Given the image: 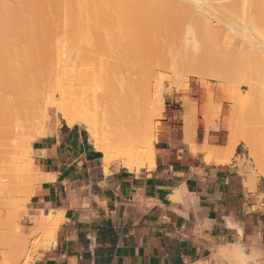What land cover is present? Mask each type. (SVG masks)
<instances>
[{"label":"crops","instance_id":"1","mask_svg":"<svg viewBox=\"0 0 264 264\" xmlns=\"http://www.w3.org/2000/svg\"><path fill=\"white\" fill-rule=\"evenodd\" d=\"M187 95L195 121L186 131L184 95L170 94L155 159L138 169L106 165L80 125L32 142L37 167L52 179L35 186L25 226L49 210L62 221L29 264H194L235 242L264 252V189L247 185L234 158L222 163L202 149L224 147L227 131L221 121L206 126L201 93Z\"/></svg>","mask_w":264,"mask_h":264},{"label":"bare ground","instance_id":"2","mask_svg":"<svg viewBox=\"0 0 264 264\" xmlns=\"http://www.w3.org/2000/svg\"><path fill=\"white\" fill-rule=\"evenodd\" d=\"M147 1H149V0H0V110H1V108L3 110V107L6 103H7V106L10 107L9 104H11V103L9 101L13 102L12 100L15 101V99L18 97L19 98L22 97L21 98L22 100L20 99L22 102H23L24 98H26L24 100V102L26 105H28L29 103H28V100H27L28 98L26 97V95L28 96V94H30L31 92H34V88H35L34 85L37 82H38L37 86L40 85L39 81L41 82L42 80H43L42 83L44 84L45 78L49 77V79H50L52 77V80L54 79L53 80L54 83L57 84V85L56 84L55 85L57 86L59 95L58 96H54V95L50 96L49 97L50 98L49 104H53L56 107V111L60 115V118L64 121L65 125H67V126L82 125L85 127V130L89 134V137L92 141L94 148L103 154L104 163L108 164V163L112 162V163H116L119 165L129 167L131 169H134V168L138 169L143 165L151 163L155 159V152H154L155 138H154V133H153L154 132L153 131V122H152L151 118L149 117L148 107H149L150 102L153 103V102H161L162 101V98H163L162 93L164 91V88H163V82H161V81L159 82L160 78H159V80L157 79L158 76L161 74V73L158 74V72H156L157 73L156 75H158V76L157 77L154 76V78L157 79V80H155L157 82L156 83L154 82L153 85L150 84V80L153 79L152 76H153V74H155L154 70H153L154 73L151 72L152 74H150V75H152L151 77H150V75H148L149 77L148 76L143 77V79H140V83L135 84L136 78H138V76H135V74L137 75V73L140 71V68L142 67V65H141L142 63H140V60L142 61V60L146 59V56L143 55L145 57V59H142V57H141L142 54L140 56H138L137 53H139V52L142 53L143 47H145V45H137V44L141 43L140 41H139L140 43H138L137 38H135L136 39L135 44H133L134 41L132 43H131V41L137 35V33L142 28L145 29V27H147L146 29L149 32L148 33L146 31L148 33L146 36V40L147 39L149 40L150 37H151L150 39H153L154 34L156 32H162V35H164V37H169V39H167L168 42L170 40V37H171V42H172L174 39H176V37L180 38V36H179L180 35L179 33L181 31L180 29H182L183 26L185 27V25L187 27L186 33H187L188 29L192 28L188 31L193 36V31H192L193 27H191V24L193 25V23L190 24V22L188 23V21L185 20V17H189V15H190V17L193 15V17H195V19L197 18V21H199V18H202V16L203 17L205 16L204 18H202L203 23H201V21L199 23L203 25L202 27L204 28V32L206 33L205 34L203 32V35L206 39L207 38L209 40L214 39L211 37H213L212 31H214V28L212 30V27H215V26H213L211 24L212 22L210 23V28H209V26H207V25H209L208 21H210V20L206 19L207 17H206V15H204L205 13L203 14L202 11H205V9H204V7H202L203 6L202 4L200 7L203 10L200 7L198 9V10H202L200 12L199 11L196 12V9H191V6H193V7L195 6V5H193L194 4L193 0H190L191 2L193 1L192 4L188 3L189 0L188 1H186V0H174V1L173 0H167V1L162 0L163 2H159L160 0L159 1L158 0L157 1L156 0H154V1L150 0L149 2H151V3H149V2L147 3ZM169 1H171V2H169ZM177 1H179V2H177ZM210 1H208V2H210ZM218 1H221V0H218ZM232 1H234V0H232ZM236 1H234V2H236ZM254 1L256 4H258V2L260 3V0H258V1L254 0ZM183 2L184 3L186 2L185 3L186 5L190 4L189 8L192 10L191 14L190 13L188 14L185 10H182L185 8L184 6H183V8H180L182 5H185V4H183ZM195 2H198V1L195 0ZM205 2H207V0H205ZM234 2L233 3L229 2L230 5L232 3L233 6H229L228 3L227 4L225 3V4L227 6H229L230 8H232V10L234 8H236L238 10L239 9L238 7H240L239 6L240 3L238 5V3H237L238 1L236 2L237 3L236 5H238V7H237V6H234ZM252 2H253V0H252ZM163 3H165V5L166 4L167 5L166 6L163 5ZM179 3H181V4H179ZM242 3H243L242 7L244 8L245 6H243V5H244V3H246L245 0ZM255 3H254V5H256ZM157 4H158V6H154ZM168 4H169V6L171 5V7H173L172 9H175V10H176L177 5H178L177 12L178 11H180V13L182 12L183 17L186 14L185 17L182 18L181 15L179 13H178L179 14L178 15L176 12V15H177V16L175 15V19L177 20L176 21L173 17L174 15L171 12L169 13V10L172 11V9H170ZM261 4L264 5L263 2ZM151 5L156 8V9L153 8V10L155 9V11L157 10V8L159 6H160V9L163 8L162 9L163 11H164V8L166 7L165 11H164L166 13H163V11L161 10L163 14H161V11H160V14L162 16L161 15L159 16V14L157 15L159 17V19H161V20L157 21V19H156L157 13H155L156 18L154 16V14L153 15L151 14V16H154V17H152L153 19H151V16L150 17L146 16L148 14V12L149 13L154 12L151 9L152 8ZM250 5H252V3ZM250 5H248V6H250ZM254 5H253V7H254ZM174 6H176V7H174ZM186 7H188V6H186ZM229 7H228V9L230 10ZM242 7H241V10H242ZM247 8H249V7H247ZM255 8L257 9V8H259V6L257 5ZM262 8H264V7H262ZM166 9H169V10H167L168 12L166 11ZM225 9H226V7H225ZM244 9H246V8H244ZM253 9L254 8H252V10ZM247 10L248 9L242 10V11L243 12L245 11V13H246ZM252 10L249 9V11H252ZM183 11H185V13ZM145 12H147V14L145 15V18H144L145 21L143 22V17H144ZM189 12H190V10H189ZM233 12H234V10H233ZM192 13H195V15ZM197 13H198V15H197ZM245 13H243L244 17L248 15ZM253 13L255 14V12H253ZM256 13H257V11H256ZM262 13H260L261 16L259 15L261 18V19H259V20H261L260 22H262V21L264 22V20H262V19H264V17H263L264 12H262ZM137 14H139V15L143 14V16L139 20L140 22L145 23L146 21L149 22L150 20H152L151 21L152 23H149V24L145 23L142 26L138 21H135V17H137ZM240 14H242V13H240ZM249 14L251 15V13H249ZM163 15H165V16H163ZM168 15H169V17H168ZM253 15H252V17H253ZM257 15H256V18H258ZM146 18H148V20H146ZM162 18L164 20H162ZM189 18H187V19H189ZM249 19H250V17H249ZM252 19H253V22H255L254 18H252ZM153 21L154 22L156 21V22L154 23ZM204 21H205V25H204ZM137 22L139 25L137 24ZM165 22L168 24L167 29L169 27V31H167L169 33L168 34L169 36L165 33L166 29L163 30L164 26H166ZM175 22H177V24H175ZM257 22H258V20H257ZM162 23L165 25L163 26ZM226 23H224V24H226ZM152 24H156V28H157L156 30H158V31L153 29L155 33L150 32V31H153L152 27H155V25H152ZM159 24H161L163 26V28H162V26L160 27ZM170 24H172V25H170ZM230 24H231V22H230ZM233 24L231 25L232 27H233ZM144 25H145V27H144ZM188 25L190 26V28ZM262 25H263V23H262ZM148 26H152V27L149 28ZM158 27L160 28V30L158 29ZM175 27H177V29H175ZM205 27L207 30L205 29ZM236 28L237 27L235 26L234 30H236V31H234V32H237V34H238V31L241 28L238 31ZM260 28H262V27H260ZM171 29L175 30V31L179 30L178 32H175L177 34V36H175V34L173 35L174 32ZM209 30H212V31L210 32ZM220 30L221 29H219V30L215 29L214 35H216V34L221 35L220 32H218ZM223 30H225V28H223ZM262 30L264 31L263 28H262ZM170 31H172V32H170ZM243 31L244 30L240 31L241 33H239V34L243 35L244 36L243 38H245V36H248L249 34H247L246 30H245L246 32H243ZM146 32H145V35H146ZM221 32H223V31L221 30ZM150 33H152L153 36ZM209 34L211 35L210 37H209ZM228 34H229V32H228ZM148 35H150L149 38H148ZM205 35L206 36L208 35V37H206ZM154 39H156V38L154 37ZM154 39H153V41H154ZM247 39L249 40V37H246V40ZM193 41H194V44H193L194 50H197L198 48H201V49L204 48L205 50H207V48L209 49V48L213 47L211 45H209L210 47H208L207 45H200L201 46L200 47L196 40H193ZM150 42H152V41H149V43ZM155 42L156 41H154L153 44ZM165 42H167V41L165 40ZM165 42H163V43H165ZM130 43H131V45H129ZM160 43H161V45H160ZM160 43H158V45H156V43H155V45H153V44L147 45V49L149 51L150 50H154V51L159 50V53L162 51L165 54V51H167V47L169 45L168 46L162 45L163 43L162 42H160ZM179 46H181V49L183 48V49L189 51L187 49L189 46L187 47V45H186L185 48L182 47L183 45H179ZM169 47H171V48L173 47V49H172L173 52L176 49L175 48L176 46H174V45H172V46L170 45ZM260 47H261V45H260ZM190 48H191V46H190ZM251 48H252V46H251ZM98 49H99V51H98ZM108 49L110 51V54H109V52L105 53V51H108ZM164 49H165V51H164ZM250 49H248V50H250ZM148 50H146V51H148ZM251 50L253 52V53H250L251 57L255 53H256L255 54L256 56L254 55L253 56L254 58L258 56L257 59L261 60L262 57H264V56H261L262 55L261 51L259 53L258 50H253V49H251ZM103 51H104V53H102ZM168 51H170L168 54L172 53L170 49ZM162 52H161V54H163ZM176 52H177V49H176ZM176 52H174V53H176ZM90 53H92L91 54L92 57H91ZM93 53L96 55H99V53H100V55H103L102 57H104V58L106 56H109L108 58L106 57L107 59L99 57L100 55L98 56L99 59L102 60V62L103 61L105 62V68L109 69V70L105 69V71H102V73H104L103 76L104 77L106 76L105 78H108V76L111 75L108 72L112 73V70L114 72H116L117 70L123 68L122 72H123L124 76L122 77L121 81L118 83L117 88H113L109 82L105 81V83H103L105 85L101 86V88L102 87L103 88L100 90V92L95 91L96 89L92 86L93 83H95L94 77L92 76L93 74L91 75V77H93V79L91 77L87 78V74L89 72H91V70L88 68L90 70L89 71L86 67V66H88L87 65V62L89 61L88 58L90 59V61L92 58L93 59L95 58V60H99L96 58L97 56H95ZM151 53H153V52H151ZM104 54H105V56H104ZM263 54H264V52H263ZM148 56H149V54H148ZM151 56H152V54H151ZM158 56H161V55H157V58H158ZM166 56L167 55H165L164 57L163 56H161V57L166 61V58H165ZM172 56H173V58L175 57L174 55H171L170 57L168 56V58H167V59H170L171 62H172V60H171ZM250 56H248L247 58H250ZM155 57H156V55H155ZM253 57L251 58V60L250 59L249 60L255 61L256 58L253 60ZM109 59H110V61L111 60L112 61L110 62ZM150 59H152V57ZM257 59L254 63L255 65L257 64ZM105 60L107 61V64H106ZM177 61H178V58L177 59L175 58L173 61V65L169 64V65H172L174 67V71L172 74L174 76V79H175V76L177 77V75H178V74L175 75V73H178L177 72L178 71L177 66H176ZM92 62H94V61H92ZM166 63H169V61ZM261 63H262L261 66H263V68H261L262 69L261 71H262V73H264L263 72L264 62L261 60ZM143 64H144V62H143ZM93 65H95V63H93ZM93 65H92V67H93ZM106 65H107V67H106ZM108 65H109V67H108ZM103 66H104V64H103ZM110 67H111V70H110ZM100 68H101V66H100ZM92 69H95V68H92ZM167 69H169V68L167 67ZM95 70H97V69H95ZM106 71H107L108 75L106 74ZM259 72H260V69L258 70V73ZM97 73H98V71H97ZM38 74H39V76H38ZM94 74H96V73H94ZM41 75L43 78L42 80H40ZM43 75L45 77H43ZM161 75H163V77H164V74H161ZM37 76H38V78H37ZM104 77L102 78V76H101V79L107 80ZM166 77L168 78V75H166ZM257 77L263 78L264 75L263 74L260 76L258 75ZM32 78H35V80ZM63 78H65V79L68 78L67 80H69V82H71V84L68 83V81L66 80L69 85L65 87L63 84H61L63 82L62 81ZM95 78L98 79V76L97 77L95 76ZM34 81L36 83H34ZM89 81L90 82L93 81L92 85ZM250 83H251V88L254 86L253 87L254 92H255V90H259V89L261 90V88H259V87L256 89L255 84L253 85L252 82H250ZM258 83H260V82H258ZM97 86H98V84H97ZM256 86H257V84H256ZM38 87H37V89H38ZM254 88H255V90H254ZM251 90L249 91L250 94L248 93L250 96L252 94L253 95L256 94L254 92L251 94V92H252ZM236 94L240 95V93H236ZM239 95H236V96L238 97ZM23 96H24V98H23ZM246 97H249V96H246ZM32 98L37 99V97H35L34 94L29 97V99H31V101H32ZM240 98L241 97H239L238 99H240ZM251 98H253V97H251ZM230 99H232V98H230ZM241 99H243V98H241ZM249 99H247L246 101H248ZM20 100H17V101H20ZM250 100H252V99H250ZM239 101H242V100H239ZM22 102H21V104H22ZM15 103H16V101H15ZM15 103H13V104L15 105ZM34 103H35V101L31 102L32 106H34ZM238 103H241V102H238ZM243 103H245V102L243 101ZM38 104L40 105V108H41L40 111H43L44 107L42 108V106H44V103H41V104L37 103V106H38ZM14 105H11V106L14 107ZM219 105L221 107V104H219ZM37 106H35L36 109L35 108L34 109H35V111L39 112V110H37ZM238 106H239V104H237L236 107H238ZM16 107H19V105L17 106V103H16ZM26 107L24 109L25 113L23 111L24 114H26V110H28L30 108V106H29V108L27 107L28 109ZM14 109H15V107L13 108V110ZM34 109L32 110L33 113H37V112H34ZM6 110H7V112L12 113L9 111V108H6ZM19 110H21V109H19ZM14 111L18 112V108H16ZM41 113H43V112H41ZM40 114H39V116H41ZM2 115H4V114H2ZM7 115H9V114H7ZM10 115H12V114H10ZM31 115H32V113H31ZM35 115H37V114H35ZM42 115H44L42 120H41V117L40 118L37 117V118L30 119L28 121L26 120L27 122L21 123V124L18 123V121H21L18 119V118L21 119L20 114L18 115V118H17L18 120L15 119L14 122L12 120H11L12 122L8 121V120H4V117L3 116H2L3 118L1 117L3 120L2 119H1L2 121L0 120V131H5V130L7 132L11 131L12 133L14 132L15 133L14 136H16V139H14V141L12 142L13 147L10 146V148L14 149V150L11 149V151H14L15 153L14 152H10V153H14V155L16 154L15 156L22 157V159H23L22 162L25 166L27 165V157H26V155H24V153H27V150H28V148L26 149L25 145H27V144H25V143H27L26 141H27L28 137L30 136V134L32 136L33 132L36 133L35 131H37L36 137H37V139H40V138H44V137L50 135L52 132L51 129L47 128L44 125V120L47 116L46 111ZM12 117L10 116V119ZM28 118H30V116ZM186 120H188V119H186ZM15 122H17V123H15ZM186 128L188 131L189 130L188 124L185 127V129ZM231 128H230V130H232V131H230L231 132L230 135H234V138L237 139V137H235L237 135V130L235 131V134H233V132L236 128H232V129ZM7 132H5V133H7ZM26 133H27L28 137H27ZM0 134H1V132H0ZM190 134H192V133H190ZM5 135H7V134H5ZM3 136H4V134H3ZM14 136H12V137H14ZM229 137H231V136H229ZM229 140L230 141H228L227 144L222 148H219V147L212 148V147L205 146L202 149L206 150L209 153V155H212L215 159H217V161L225 163V162L230 160L232 154L236 150L237 144L239 143L238 141H235L234 139H232L234 141H232L231 139H229ZM187 141L190 142L191 138L189 137ZM0 144H2V142ZM1 146H3V144ZM7 147H9V146H7ZM4 148H5V145L3 148L1 147V150H0L1 153L3 151H9L10 150V148L7 150L6 149L4 150ZM255 150L256 149L253 148V146L250 147L251 152L254 153ZM3 153H6V152H3ZM7 155H10V154L6 153V156ZM254 155H256V154H254ZM256 160L260 162L259 159L256 158ZM17 175H18V172L16 173L15 176H17ZM33 179H34V182L41 183L44 180L46 181V180L52 179V176L45 174L44 172H41V171H36L33 175ZM249 181H251V179H249ZM253 181H251V183H253ZM9 184H13V183H9ZM17 185H15L14 187H16ZM247 185L250 188H253L255 186V185L252 186L248 182H247ZM11 186H13V185H11ZM9 187H10V185L7 186V188H9ZM4 188L5 187H3V189ZM7 188H5V190H7ZM19 189H17L16 191H18ZM2 190H1V193H2ZM14 191L12 193H14ZM5 193H6V191L4 192V194ZM19 194H22V192L20 193V190H19ZM30 206H31V204L27 205L24 208V213H29L31 211L32 208ZM55 212H56V214L53 213L52 210L51 211L49 210V212H47V213L42 212L40 215H36L34 217V219L32 220L35 225H49L52 227L51 233L48 230V232L50 234L48 235V237L44 241V244L47 243V245L51 240H53V238L56 234V230L58 229V225L62 221V219L60 221L61 213L59 211H55ZM14 215L15 214L13 213V216H12L13 218H14ZM25 215H28V214H25ZM16 217H17V215H16ZM22 217H19V220H22ZM54 240H55V238H54ZM18 241H20V240H18ZM23 252H24V249L22 248L16 252L9 253V255L7 257L5 256L6 258H4V260L2 259L3 261L1 264H17V262L15 261V257L21 255ZM219 253L222 254L224 257L229 258L231 260H234L240 264L241 263L242 264H248V263L250 264L251 259L256 257L259 254V251L256 248H252V250L246 251L245 246L241 242H235V243H231V244L226 245V246H222L219 250ZM6 254L7 253H5V255ZM18 263H19V261H18Z\"/></svg>","mask_w":264,"mask_h":264},{"label":"rangeland","instance_id":"3","mask_svg":"<svg viewBox=\"0 0 264 264\" xmlns=\"http://www.w3.org/2000/svg\"><path fill=\"white\" fill-rule=\"evenodd\" d=\"M149 1H147V3ZM186 1H188V0H186ZM189 1H188V3H191V4L194 1L193 5H195V6L194 7L191 6V9H196V12L202 11L203 9L200 6H201V4L203 5L202 7H204L206 12L205 11H202V12H203V14L205 13L204 15H206V17H207L206 19L210 20V21H208L209 25H207V26H209V28H210V23L212 22L211 24L213 26H215V27L211 26L212 30H213V28H214V31H215V29H218V30L221 29L223 32H221V30L218 31V32H220L221 35L216 34L217 35L216 36V35H214L215 34L214 31L209 30L210 32L211 31L213 32L212 33L213 37H211V38H214V39H211V40H209L208 38L206 39L203 35V32H204V28L202 27L203 25L199 23L200 21H201V23H203L202 18H204L205 16L203 17L201 15L202 18H199L197 16L199 18V21H197V18L195 19V17H193V15L191 17L189 15V17H190L189 18V17H185V15H186L185 14L184 15L185 20H187L188 23L190 22V24L193 23V25L191 24V27H193V30H192L193 36L188 31L192 28H190V26L188 25L190 29H188L187 33H186L187 27L185 25V27L183 26L182 29L179 28L182 31V32L180 31V33H179L180 38L176 37V39H174L175 38L174 37L173 38L174 40L172 39L173 41L171 42V37H170V40L168 42L167 39H169V37H164V35H162V32H156V33L154 32V30L157 29L156 24H152V25H155V27L148 26L149 28L152 27V30L154 29L153 31H150V30L149 31L152 33H155L154 37L156 39H154V37H153V39H154V41H156L155 42L156 45H158V43H160V42L163 43L166 40L167 42L163 43L162 45H167V46L168 45L169 46L174 45V46H176L175 48L177 49V52H176V49L174 50V52H176L177 54L173 52V50H172L173 47L171 48L169 46H168L169 48L167 47V51H165V49H164L165 54L162 51L161 52L163 54H161V52L159 53V50L158 51L157 50L156 51H154V50L149 51L147 49V45H152L154 41H153V39H150L151 37L149 38L150 35H148L149 40L148 39L146 40V36L149 32L146 29L147 27H145V25H144V27L146 30L142 28L143 30L141 29L131 41V43L134 41L133 44H135V42H136L135 38H137L138 43H140V42L141 43L140 44L136 43V44L137 45H145V47H146V48L143 47V52L144 53L146 52L145 53L146 55L143 52L137 53L138 56H140L142 54V56H141L142 59H145L144 56H146V59L142 60V61L140 60L141 58L139 59L140 63H142L141 64L142 67L140 68V71L137 73V75L135 74V76H138V78H136L135 84L140 83V79H143V77H147L148 75L152 74L151 72L154 73V71H155V74H153V76L150 75V77L152 76V78H153L150 80V84L153 85L154 82L155 83L157 82L155 80H157V79L159 80V78H160L159 82L160 81L163 82L164 91L162 93V97H163L162 101L161 102H153V103L150 102L149 107H148V114H149V117L151 118V120L153 122V131H155V133L158 131V126L160 125L159 121L163 117V112L165 109L167 97L174 92L182 93L184 95L182 98V107L185 109V111L183 113V120L185 123V127L187 126V124L189 126L193 121H195L196 115H197L196 100L190 99L187 95V93L192 88H194L195 92L201 93V95L205 99V107L203 110L202 117L205 118V120H206V126H211L212 128H217L218 122L221 121V123L223 124V126L225 127V129L227 131V136L225 137V145L227 144L228 141H230L229 139H231V140L234 139L235 141L239 142L236 146V150L232 154L229 161H231L232 158H234L236 160L237 165L240 168V171L246 176L247 182L250 183L252 186L255 185L252 189H255L256 186H260L262 189H264V172H263L264 171V83H263L264 77L263 78L257 77L258 75L259 76L262 74L264 75V73H262V71H261L262 70L261 68H263V66H261V64H262L261 60L264 62V57H262L261 60L257 59L258 56L255 57L257 59V64L255 65L254 63H255L256 59L253 57L256 54L255 53L252 56L253 60L255 59V61H250L252 58L250 56L251 55L250 53H253L251 49L258 50L259 53L261 51V54H262L261 56H264V54H263V52H264L263 51L264 50V34H263L264 31L262 30V28L264 29V22L263 21L260 22L261 20H259V19H261L260 13L264 12L263 11L264 8H262V7H264V5L261 4L262 2L264 4V0H260V3L258 2V4H256L254 0H253V2H252V0H248V1L245 0L246 3H244L243 6H245L244 8L248 9L246 13H245V11L244 12L242 11V10H246L242 7V4H243L242 2H244V0H237L238 2L236 0H234L238 3V5L240 3V5H239L240 7H238V5H236L237 3L232 1V0H228V1L227 0H224V1L223 0H221V1L211 0L212 2L210 0H207V2L210 1L211 3L210 2L207 3V2H205V0H197L198 2H195V0H193L192 2L191 1L189 2ZM256 1H258V0H256ZM159 2H163V1L160 0ZM169 2H171V1H169ZM177 2H179V1H177ZM229 2H232V3L234 2V6H237L239 8L237 10L236 8L233 7L234 12L237 10L235 13L233 12L232 8L229 7V6H233L232 3L230 5ZM250 2L252 3V5H250L251 4ZM149 3H151V2H149ZM165 3H163V5H165ZM181 3H179V4H181ZM185 3L183 2V4H185ZM225 3L226 4L228 3L229 6H227ZM254 3L256 5H254ZM247 4L250 5L251 7L248 6ZM185 5H182L180 8H183V6H184L185 8L182 10H185L188 14L189 13L191 14L192 10L189 8L190 4L186 5L188 7H186ZM253 5H254V7H253ZM257 5L259 6V8L256 9L255 7ZM154 6H158V4L154 5ZM168 6H169V4H168ZM169 7H170V9L173 8V7H171V5ZM174 7H176V6H174ZM199 7L202 10H198ZM225 7H226V9H225ZM228 7L230 8V10L228 9ZM241 7H242V10H241ZM247 7H249V8H247ZM153 8H155V7L152 6L151 9L153 10ZM165 8H164V11H165ZM177 8H178V5H177ZM177 8H176V10L172 9V11L169 9H166V11L169 10V13L171 12L174 15L173 17L175 19ZM252 8H254V9L252 10ZM155 9L153 10L154 12H151V13L148 12L149 15L147 14V12H145V14L143 13L144 14L143 22L145 21L144 18H145L146 14H147L146 15L147 17H150L151 14L152 15L154 14V16H155V13H157L156 16L158 14L160 16L161 14L166 13L162 10L163 8L160 9V6L157 8L156 11H155ZM249 9H251L252 11H249ZM161 10L163 11V13ZM189 10H190V12H189ZM160 11H161V14H160ZM185 11H183V12L185 13ZM256 11H257V13H256ZM253 12H255V14ZM178 13L181 15L182 18H184L182 15V12L180 13V11H178L177 14ZM240 13H242V14H240ZM243 13L248 14V15L244 17ZM249 13H251V15ZM139 14H137V17H135V21H138L142 26L145 23L146 24L152 23L151 22L152 20H150V19H149L150 20L149 22H147V21L145 23L140 22L139 20L143 16V14H141V15H139ZM192 14L195 15V13H192ZM197 15H198V13H197ZM252 15H253V17H252ZM256 15L258 18H256ZM154 16H151V19H153L152 17H154ZM156 16H155V18H156ZM163 16H165V15H163ZM168 17H169V15H168ZM249 17H250V19H249ZM187 18H189V19H187ZM252 18H254L255 22H253ZM156 19H157V21L161 20V19H159L158 16ZM256 19L258 20V22ZM146 20H148V18H146ZM162 20H164V19L162 18ZM262 20H264V19H262ZM205 21H204V25H205ZM138 22H137V24H138ZM230 22H231V24H230ZM224 23H226L227 25ZM262 23H263V25H262ZM175 24H177V22H175ZM232 24H233V27L231 26ZM159 25H160V27L162 26L161 24H159ZM164 25L165 24H163V26ZM167 25L168 24L166 23V26H164V28L162 26V28H163V30L166 29L165 33L168 35L169 33L167 31H169V27L167 29ZM170 25H172V24H170ZM235 26L237 27L236 28L237 31L241 28L238 31V34L241 33L240 31L244 30L243 32L247 31V34H249V35L245 36V38H243L244 37L243 35H240V34L238 35L237 32H234V31H236V30H234ZM259 26L262 28H260ZM223 28H225V30H223ZM158 29L160 30L159 27H158ZM175 29H177V27H175ZM205 29H206V27H205ZM144 31L145 32L147 31L148 33L146 32V35H145ZM156 31H158V30H156ZM172 31L174 32L173 35L175 34V36H177V34L175 32H178L179 30L178 31L172 30ZM172 31H170V32H172ZM228 32H229V34H228ZM152 33H150V34H152ZM210 34H209V37L211 36ZM152 36H153V34H152ZM206 37H208V35ZM246 37H249V40L248 39L246 40ZM193 40H196L197 43L199 44V46L200 45H207L208 47H210L209 45H211L213 47H211L209 49L207 48V50H205L204 48H202V49L198 48L197 50H194V48H193L194 41ZM149 41H152V42L149 43ZM131 43L129 45H131ZM155 43L153 45H155ZM160 45H161V43H160ZM179 45H183L182 47H184V48L186 45H187V47L189 46L187 48L189 51H187L183 48L181 49V46H179ZM260 45H261V47H260ZM190 46H191V48H190ZM251 46H252V48H251ZM145 49L148 51H146ZM169 49L172 52L171 54H168L170 52V51H168ZM248 49H250V50H248ZM98 51H99V49H98ZM106 52H109V54H110L109 49H108V51H105V53ZM151 52H153V53H151ZM100 53H99V55H100ZM102 53H104V51ZM91 54L92 53H90V55ZM148 54H149V56H148ZM151 54H152V56H151ZM154 54L156 55V57ZM94 55L97 56L96 57L97 59H99V57L103 56V55L99 56L96 54H94ZM157 55H161L163 57L165 55H167L165 57L166 61L161 56H158V58H157ZM171 55L175 56L174 58H173V56L171 57L172 62L170 61V59H167L168 56L170 57ZM104 56H105V54H104ZM248 56H250V58H247ZM91 57H92V55H91ZM106 57L108 58L109 56H106ZM149 57L150 58L152 57V59H150ZM102 58H104V57H102ZM175 58L176 59L178 58V61L176 64L178 73H175V75L178 74L177 75L178 78L175 76L176 80L174 79V76L172 75L173 71H174V67L172 65H173V61ZM110 59H109V61H110ZM88 60H89L88 61L89 63L87 62L88 66H86V67H87V69L89 68L92 73L89 72L88 74L90 76L87 74V78L91 77V75L93 74L92 76L94 77V80H95V81L94 80L93 81L95 83H93V81H91V82L89 81V82L91 83V85L93 83L92 86L96 89L95 91L100 92V90L103 88V87L101 88V86L105 85V84H103V83H105V81L109 82L113 88H117L118 83L121 81L122 77L124 76V74L122 72L123 68L117 70L116 72H114L113 70H112V73L108 72L111 75H109L108 78H105L106 76L104 77L103 76L104 73H102V71H105V69H108V68H105V62L104 61L102 62V60H100V59H99L100 61L95 60V58L94 59L92 58L91 61L88 58ZM92 61H94V62H92ZM168 61H169V63H166ZM143 62H144V64H143ZM93 63H95V65H93ZM102 63L104 64V66ZM106 64H107V61H106ZM169 64H172V65H169ZM92 65H93V67H92ZM100 66H101V68H100ZM106 67H107V65H106ZM108 67H109V65H108ZM167 67L170 70L167 69ZM92 68H95L97 70L92 69ZM258 68L260 69L261 73L260 72L258 73V70H259ZM110 70H111V67H110ZM97 71H98V73H97ZM93 72L96 74H94ZM156 72H158V74L159 73L164 74V77L161 74H160L161 76L156 75L157 74ZM263 72H264V70H263ZM106 74H107V71H106ZM94 75L96 77L98 76V79L95 78ZM100 75L102 76V78L104 77L107 80L101 79ZM166 75H168V78L166 77ZM38 76H39V74H38ZM38 76H37V78H38ZM154 76L155 77L158 76V78L156 79V78H154ZM43 77H45V76L43 75ZM93 77H91V78L93 79ZM32 79L35 80V78H32ZM42 79L43 78L41 75L40 80H42ZM50 79L52 80V77ZM50 79H49V77L45 78L44 84L42 83L43 80L41 82L39 81V83H40V85H38L39 87L37 86L38 82L36 83L34 81V83H36L34 85L35 86L34 92H31L30 94H28L29 97L32 96L33 94L35 97H37V99L32 98V101H35L34 106H32L33 103L31 104L32 101H31V99H29V97L27 95H26V97L28 98L27 100H28V103L30 104V105L28 104L30 106V108L28 105L25 104L24 100L26 98H24V96H23V98H24L23 102L24 103L21 101L22 97H20V98L18 97L15 99V101L17 103V106L19 105V107H16V103L14 100H12L13 102L9 101L11 103V104H9L10 107L7 106V103H6L3 107V110H2V108L0 110V120L4 117V120H8V121L12 120L14 122L15 119L18 118L19 114H20L21 119L20 118H18V119L21 121H18V123H20V124L25 123L28 120L33 119V118H37V117H39V118L41 117V120H42V118L44 116L42 114H44V112L46 111L47 116L44 120V125L47 128H50L52 130L51 133L56 132L57 129L65 123L60 118V115L57 113L56 107L53 104H49V100H50L49 97L50 96H52V95L58 96L59 95L58 89L56 86L57 84L54 83V81H53L54 79L52 81ZM67 79H65V78L62 79L63 82L61 84H63L65 87L69 85L68 83L71 84V82H69V80H67ZM66 80L68 81V83ZM250 82H252L253 85L255 84L256 89L259 87V88H261V90L260 89L255 90V88H254V90H255V92H254L253 91L254 86L252 85L253 87L251 88ZM258 82H260V83H258ZM97 84H98V86H97ZM256 84H257V86H256ZM37 87H38V89H37ZM250 90L252 91L251 94L253 92L256 94H254V95L252 94L253 96L252 95L250 96L249 95ZM236 93H240V95L236 94ZM235 94L239 95V96L237 97ZM215 96H216V98H215ZM246 96H249V97H246ZM239 97H241L243 99H241V98L238 99ZM251 97H253V98H251ZM230 98H232V99H230ZM249 98L252 100H250ZM247 99H249L250 101L249 100L246 101ZM17 100H20V101H17ZM239 100H242V101H239ZM221 101L226 102V107H225L223 113H221V111H219V110H221V107L219 105V104H221ZM243 101L245 103H243ZM21 102L23 105L21 104ZM238 102H241V103H238ZM13 103H15V105ZM37 103H40V104L44 103V106H42V108L44 107L43 111H40L41 110L40 105L38 104V106H37ZM237 104H239L238 107H236ZM11 105H14L15 109L18 108V112H16L17 110L14 111L15 109L13 110L14 107ZM35 106H37V110H39V112L35 111V109H36ZM25 107L29 110V111L26 110V114H24L25 113V110H24ZM6 108H9V111L12 113L7 112ZM19 109H21V110H19ZM33 109H34V112H37V113H33V111H32ZM23 111H24V113H23ZM30 112L32 113V115ZM41 112H43V113H41ZM2 114H4V115H2ZM7 114H9V115L12 114L10 116L11 117L13 116V117L10 119V116ZM35 114H37V115H35ZM39 114L41 116H39ZM28 115L30 116V118H28L29 117ZM186 119H188V120H186ZM15 123H17V122H15ZM80 126H82V125H80ZM82 127L85 129L84 126H82ZM231 127L236 128L234 130L233 134H235V131L237 130V135L235 136V137H237V139L234 138V135H230L231 134L230 131H232V130H230ZM186 131H187V128H186ZM0 132H1V134L2 133L4 134V136H3V134L2 135L0 134V139H1L0 143L2 142V144H3V146H1L2 144H0V150H1V147L2 148L4 147V145H5L4 150L5 149L7 150L10 148V146L13 145L12 142L14 141V139H16V136H14L15 133L14 132L12 133L11 131L7 132L6 130L0 131ZM5 132H7V133H5ZM35 132L37 133V131H35ZM36 133L33 132L32 136L30 134L31 137L30 136L28 137V135L26 133V135L28 137V139L26 141L27 143H25V144H27L25 146H26V149L28 148V150H27V153H24V155H26V157H27V165L26 166L22 162V160H23L22 157L15 156L16 154L14 155L15 152L11 151L12 148H10L9 151H3L2 150L3 152L10 154L7 156H6V153L2 152L3 153L2 154L0 151V189L2 190L3 187L7 188V186L10 185V187H9L10 189L7 188V190H5V188H4L2 190V193L0 190V264L2 263L4 258H6L9 255V253L16 252L22 248L24 249V252L21 255L15 257V261L17 262V264H29V262L31 261V259L33 257V253L37 250V248L44 245V241L46 240V238L48 237V235L52 231V229H51L52 227L49 225H35L32 221L35 216L29 217V219H30L29 222L32 225L31 227H26L25 224H27V223H25L23 220L24 216H26L25 214L30 213V212L24 213V208L30 204V201H29L30 196L34 191L35 186L37 185V183L34 182L33 175L36 171L43 172L40 167H37L35 160H34V156H33L32 142L37 139ZM85 133H86L87 138H89L90 142L92 143V141L89 137V134L87 133L86 130H85ZM5 134H7V135H5ZM12 136H14V137H12ZM229 136H231V137H229ZM189 137H190V135L188 133H186V139L187 140ZM154 138L156 139L155 134H154ZM234 140H232V141H234ZM7 146H9V147H7ZM251 146H253V148H255L257 151L255 150L254 153L251 152L250 151ZM210 147L215 148L218 146H210ZM219 148H222V147H219ZM12 150H14V149H12ZM10 152H14V153H10ZM254 154H256V155H254ZM102 157H103V154H102ZM256 158L259 159L260 162L257 161ZM111 163H108V164L105 163V164L109 165ZM17 172H18V175L15 176ZM249 179H251V181L254 180L253 183H251V181H249ZM9 183H13V184H9ZM11 185H13V186H11ZM15 185H17V186L14 187ZM17 189H19L20 193L22 192L23 195L19 194V190L16 191ZM4 190L6 191L5 194H4V192H5ZM13 191H14V193H12ZM262 196L264 197V192L262 193ZM13 213L15 214L14 218L12 217ZM16 215H17V217H16ZM19 217H22V220H19ZM48 230L50 233L48 232ZM18 240H20V241H18ZM217 249H214L212 251L211 255L207 259L198 261L194 264H240L234 260H231L229 258L224 257L222 254L219 253V251H218V253H216ZM245 250L250 251L249 249H247L246 246H245ZM3 251L7 254L5 255V253ZM18 261H19V263H18ZM250 264H264V252L259 251V254L256 257L251 259Z\"/></svg>","mask_w":264,"mask_h":264}]
</instances>
